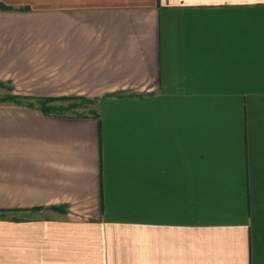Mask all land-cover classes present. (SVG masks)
Wrapping results in <instances>:
<instances>
[{"label":"crops","instance_id":"0c3cea01","mask_svg":"<svg viewBox=\"0 0 264 264\" xmlns=\"http://www.w3.org/2000/svg\"><path fill=\"white\" fill-rule=\"evenodd\" d=\"M0 5V264H264V0Z\"/></svg>","mask_w":264,"mask_h":264},{"label":"rangeland","instance_id":"374dc122","mask_svg":"<svg viewBox=\"0 0 264 264\" xmlns=\"http://www.w3.org/2000/svg\"><path fill=\"white\" fill-rule=\"evenodd\" d=\"M13 88L8 83L0 82V103H10V104H18V105H28V104H37L36 99L32 97L29 99H21L19 98V102L12 100ZM95 100L87 97H69L68 99H58L52 102H49L51 105H57L58 107H63L62 109H58L57 112H62L61 114L67 113H88L92 112L95 108ZM71 103L76 104L75 107L67 108ZM55 111V110H54ZM38 210V209H35ZM58 210V209H55Z\"/></svg>","mask_w":264,"mask_h":264},{"label":"trees","instance_id":"16d2710c","mask_svg":"<svg viewBox=\"0 0 264 264\" xmlns=\"http://www.w3.org/2000/svg\"><path fill=\"white\" fill-rule=\"evenodd\" d=\"M11 7L8 6H4V5H0V9H10ZM12 96V100L16 101V103H21L19 102V98L21 99H29L31 97L29 96H23V95H11ZM69 97H38L35 98L37 101V104H28L27 106L31 107V108H38L41 109L42 111L46 112V113H56L59 114V112H57L58 109H62L64 111L63 107H58L57 105H51L49 102L58 100V99H68ZM76 104L71 103L67 108H73L75 107ZM55 110V111H54ZM62 113V112H60ZM54 209H58L60 211H65L66 207L65 206H54ZM37 209V208H36Z\"/></svg>","mask_w":264,"mask_h":264}]
</instances>
